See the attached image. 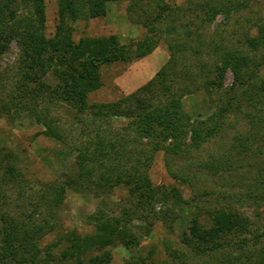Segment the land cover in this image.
<instances>
[{"label":"trees","instance_id":"obj_1","mask_svg":"<svg viewBox=\"0 0 264 264\" xmlns=\"http://www.w3.org/2000/svg\"><path fill=\"white\" fill-rule=\"evenodd\" d=\"M115 1L118 0H60L56 32L48 37L45 0H0V60L14 42L19 48L17 80L6 101L0 103V118L14 111L27 112L44 128L43 135L70 146L76 153L75 171L64 173L43 190L38 209L61 206L70 189L79 193L91 190L96 196H103L121 186L138 208L158 216L155 206L165 201L168 194L153 184L148 173L155 155L164 152L172 157H190L225 132L231 115L242 116L249 130L238 132L229 152L213 155L203 168L235 170V160L250 153H264V144L256 148L258 142H264V16L256 11L254 18L247 19L249 27L243 39L236 46L219 49L214 68L204 75L198 74L202 82L196 73H177L180 63L176 56L186 52L188 45L170 43L173 54L169 63L141 90L115 103L90 104L89 95L102 86L103 65L142 58L156 45L147 38L131 50L116 36L73 39L72 23L105 16L107 4ZM253 1L261 9L259 1ZM189 2L202 25L213 23L220 14L230 18L250 9L247 0ZM153 11L157 13L154 20L171 14L164 0H155ZM251 30L254 34L250 35ZM231 66L244 68L245 77L237 87L227 89L222 78ZM201 90L230 97L225 106L206 120H193L183 100ZM59 109L70 116L77 127L75 133L64 129L58 118L54 119L52 110ZM115 121H126L127 125L119 128L114 126ZM71 135L75 138L73 143L69 140ZM21 177L17 157L0 150L3 185L17 183ZM175 177L189 183L185 176ZM172 191L180 203L181 195L175 188ZM181 203L182 207L190 206L189 201ZM172 213L169 208L163 219ZM129 214L126 207L103 199L99 209L88 218L93 234L68 238V246L56 264H111L108 245L119 241L130 246L136 240L124 223ZM34 218L18 220L0 207V264H39L41 251L37 242L48 222L38 223ZM191 224V236L186 243L194 254L219 255L216 260L220 264H264L263 235H255L251 245L246 238L230 245L223 242L229 235L251 232L252 222L245 214L231 207L214 208L204 215L195 214ZM124 264L148 262L132 258Z\"/></svg>","mask_w":264,"mask_h":264},{"label":"rangeland","instance_id":"obj_2","mask_svg":"<svg viewBox=\"0 0 264 264\" xmlns=\"http://www.w3.org/2000/svg\"><path fill=\"white\" fill-rule=\"evenodd\" d=\"M154 1L110 2L105 16L85 18L71 24L75 41L116 36L123 46L131 50L136 48L138 41L147 38L156 44L142 58L133 57L126 63L103 65L100 68L102 86L89 95L90 104L115 103L141 90L169 63L173 54L169 50L170 43L188 45L186 52L176 54L180 63L178 74L192 72L198 75L202 72L204 75L210 72L209 68H214L218 61L219 49L236 46L235 43L243 39L242 35L249 27L247 19L254 18L256 11L264 16V0H258L261 9L253 0H247L250 9L230 18L220 14L213 23L202 25L198 13L189 8L190 0H164L170 6L171 14L168 12L167 16L154 20V14L157 15L153 11ZM45 3L46 34L53 37L59 22L60 0H45ZM249 34H254V31L251 30ZM18 58L19 48L14 42L0 60V103L6 101L13 90L17 80ZM244 70L227 67L222 78L224 88L237 87L244 80ZM197 77L202 82L200 76ZM229 97V94L201 90L185 98L183 103L193 120H206L225 106ZM52 114L64 129L75 133L77 127L65 110H52ZM126 125V121L114 122V126L119 128ZM249 128L242 116L231 115L225 132L194 151L190 157H172L158 152L148 170L153 184L162 187L168 194L165 201L155 206L158 216L150 210L138 208L130 200L127 189L121 186L103 196H96L91 190L79 193L70 189L61 206L55 209L43 206L38 209L43 190L48 189V185L60 179L64 173L75 171L76 153L70 146L43 135L44 128L29 113L14 111L0 118V150L11 152L17 157L22 177L12 185H3L0 178V207L18 220L35 216L34 220L38 223L48 222L46 231L37 242L41 251L39 264H56L61 252L68 246V238H83L93 234V225L88 222V218L99 209L103 199L130 210L124 223L136 238L130 246L119 241L107 246V250L112 253L111 264H124L132 258L144 260L148 264L149 261L152 264H220L216 260L219 255L194 254L186 243L191 236V221L195 214L204 215L214 208L231 207L248 216L252 226L251 232L243 236L229 235L223 241L225 245L242 238H246L251 245L257 234L263 235L261 242L264 244V153H250L235 160V170L203 168L204 162L211 160L213 155L229 152L236 134ZM69 140L73 143L75 138L71 135ZM263 144V141L258 142L256 148H262ZM175 175L189 178V183L181 182ZM173 188L181 195V202L189 201V207H182L184 205L177 202L173 197ZM169 208L173 211L172 215L163 219V214Z\"/></svg>","mask_w":264,"mask_h":264}]
</instances>
